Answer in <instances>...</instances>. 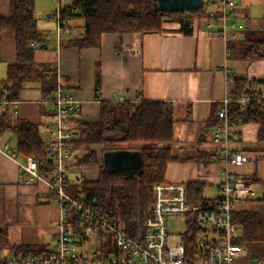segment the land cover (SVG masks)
<instances>
[{
    "label": "crops",
    "instance_id": "crops-1",
    "mask_svg": "<svg viewBox=\"0 0 264 264\" xmlns=\"http://www.w3.org/2000/svg\"><path fill=\"white\" fill-rule=\"evenodd\" d=\"M31 1L37 16L36 3ZM235 2L232 19L243 27L231 29L226 40L208 36L196 20L189 35L182 31L179 21H167L161 32L144 35L106 32L99 46H80L73 37L83 35L84 21L75 17L71 21L75 20V25H71L75 34L63 35L57 44L46 38L47 31L56 30L50 13L46 15L48 18L36 17L40 41L51 45L34 49L33 64L43 74L39 71L23 82L15 105L12 103L8 111L10 122L16 117L39 124L48 145L50 111L44 98L59 83L82 101L81 120L97 119L100 100H109L113 93H125L128 100L171 102L174 139L170 148L176 159L169 163L165 179L174 183H203L204 190L210 188V193L205 196L206 190L203 191L201 200L218 196V176L223 163L217 156L209 163L194 160L198 153H215L216 146L210 137L217 117L212 111L226 93L236 92V79H245L246 87L250 88L264 83V57H246L245 52L246 42L264 40V0ZM10 15V0H0V19ZM16 60L14 32L0 28V93L5 90L9 65ZM6 108V104L0 107V117ZM211 123L213 126L207 128ZM259 130L257 122L241 127L239 146L248 155V161L233 166V171L239 177L260 183V188L250 195L252 198L236 204L241 211L254 206L264 208V201H257L264 195V141L258 138ZM2 133L4 139L16 146V135L10 129L5 128ZM83 153H86L83 148L71 150L66 162L69 183L74 189L80 180L79 173H85V168H95L77 164V157ZM18 159L25 161L21 156ZM86 173L90 180H97L96 174ZM26 178L16 159L0 153V228L8 226L9 240L14 245L50 250L59 232L60 208L46 184L27 183ZM14 234L18 239L13 238ZM47 234L49 241L44 239Z\"/></svg>",
    "mask_w": 264,
    "mask_h": 264
},
{
    "label": "built area",
    "instance_id": "built-area-1",
    "mask_svg": "<svg viewBox=\"0 0 264 264\" xmlns=\"http://www.w3.org/2000/svg\"><path fill=\"white\" fill-rule=\"evenodd\" d=\"M52 1L57 3L53 15L57 24L55 31H47L46 38L59 44L63 35L74 32L71 17L64 14L75 9L69 7V0ZM236 7L235 0H203V6L196 11H201L202 16L195 20L202 24L208 36L226 40L231 29L243 27L232 19ZM50 45L37 39L29 41L33 49ZM109 100L121 102L128 97L125 93H113ZM44 103L50 111L47 147L54 170L42 172L34 156L21 162L17 146L4 139L3 133H0V153L17 160L27 174V183L42 182L48 186L60 208L59 232L53 238V247L45 253L17 255L12 250L0 249V264H264V252L259 254L261 258L254 259L258 254L240 242L242 228L233 220L234 213L241 211L236 204L249 200L260 188L259 182L234 173L233 166L248 161V155L239 146L245 123L243 114L264 109V83L239 93H226L217 104V121L210 140L216 146L217 159L223 163L218 176L220 194L194 201L187 183L155 184L152 214L144 220L136 236L129 234L119 215L89 203L81 191L77 194L68 191L66 162L75 140V121L82 112L80 98L59 83L44 98ZM5 104H9L8 100L0 97V107ZM14 112L17 114L18 110ZM70 211L80 219L79 233L69 222ZM171 224L180 226L171 228ZM95 240L98 247L93 246Z\"/></svg>",
    "mask_w": 264,
    "mask_h": 264
},
{
    "label": "trees",
    "instance_id": "trees-1",
    "mask_svg": "<svg viewBox=\"0 0 264 264\" xmlns=\"http://www.w3.org/2000/svg\"><path fill=\"white\" fill-rule=\"evenodd\" d=\"M68 5L75 9V12H66L64 16L71 19L80 17L84 21L83 35L73 37L80 46H99L101 36L106 32H131L142 35L161 32L167 21H179L182 31L189 35L192 33L194 20L202 16L201 11L159 10L157 0H71ZM10 7L11 15L7 19H0V28H8L14 32L17 60L9 65L4 80L5 90L0 93V97L6 98L9 102L0 117V133L5 128L10 129L16 135V146L21 157L34 156L40 170L50 173L54 170V165L49 160L48 147L39 124L16 117L11 123L8 118L11 103L18 99L23 82L41 70L33 64L34 49L29 46V41L42 38L38 32L31 0H10ZM74 34L71 33V37ZM245 45L246 57H264V40L249 41ZM246 86L245 79H236L235 93L246 89ZM54 89L52 88L48 94ZM212 113L216 115V110ZM243 118L245 123L260 124L258 138L264 141V109L255 114H243ZM75 124L72 150L101 145L104 152L113 149L110 147L113 144H127L128 149L142 151L143 172L134 177L106 171L101 156H97L95 150L87 151L78 163L98 164L100 172L97 180L86 182L80 178L75 189L70 183L68 185L70 193L77 194L81 191L89 203H95L106 212L119 215L129 234L136 236L144 220L152 214L155 200L154 185L166 181L167 167L176 159L170 148L174 139L172 103L163 100L121 102L100 100L97 119H77ZM212 124L206 125L207 128ZM216 156V153L202 152L198 153L194 160L209 163ZM188 188L192 200H201L203 183L190 182ZM257 201H264V195ZM233 220L242 228L240 242L248 244L264 239V208L254 206L248 210L238 211L234 213ZM69 222L74 224L75 232L79 233L80 219L71 211ZM0 249L12 250L17 255L49 251L12 244L9 240L8 226L0 228ZM253 252L261 253V249L260 251L253 249Z\"/></svg>",
    "mask_w": 264,
    "mask_h": 264
},
{
    "label": "water",
    "instance_id": "water-1",
    "mask_svg": "<svg viewBox=\"0 0 264 264\" xmlns=\"http://www.w3.org/2000/svg\"><path fill=\"white\" fill-rule=\"evenodd\" d=\"M202 6L203 0H157L158 9L163 11L195 12ZM102 163L108 172L126 177L139 176L143 172V153L140 149H108L102 153Z\"/></svg>",
    "mask_w": 264,
    "mask_h": 264
},
{
    "label": "rangeland",
    "instance_id": "rangeland-1",
    "mask_svg": "<svg viewBox=\"0 0 264 264\" xmlns=\"http://www.w3.org/2000/svg\"><path fill=\"white\" fill-rule=\"evenodd\" d=\"M35 1V3H36V8H37V18H39V17H42V18H48L46 15H48L49 13H50V15H49V17H50V19L51 20H53L54 22H56V20L53 18V15L55 14V12H56V8H57V3L56 2H53L52 0H34ZM71 0H69V2H70ZM36 14V13H35ZM75 20H73V23H71V25L73 26V24L75 25V22H74ZM80 22V21H79ZM56 24H57V22H56ZM110 147H112L113 149H116V148H127L128 147V145L127 144H113V145H111ZM80 148H83V150H86V152L87 151H92V150H95V152H96V155L97 156H100L101 154H102V152H103V147L101 146V145H92V146H89V147H79V149ZM77 153V152H76ZM86 153H83L80 157H77V164L78 165H83V166H87V167H91V166H95V168H85V173H79V178H82V180H84V181H86V182H92V180H90L91 179V177H89L88 175H87V173L86 172H88L89 173V175L91 176L92 174L94 175V174H96L97 176H99V172H100V168H99V166H98V164H96V163H94V164H79L78 163V160L80 159V158H82L84 155H85ZM92 175V176H93ZM76 176V175H75ZM165 182V181H164ZM205 190H206V192H205ZM204 190V192H205V196L207 195H209V191L208 190H210V188L207 190V189H205ZM202 196H203V193H202ZM250 198H252V196H250ZM249 203L250 204H252L250 201H249ZM174 221L173 220H171V223H173ZM180 226V224H177V225H172L171 224V228H176V227H179ZM13 238L14 239H18L17 238V236H16V234H14L13 235ZM45 240H47V241H49L50 240V235L49 234H47L46 236H45V238H44ZM109 242H110V244H111V239H109ZM243 243V242H242ZM245 246H251V247H249V249L251 250V251H253V249L255 250V251H260V249H261V253H262V251L264 252V239H261V240H259V241H255V242H252V243H248V244H246V243H243ZM93 246H95V247H98V242H96V240H95V242L93 243ZM254 246V247H253ZM253 253V252H252ZM258 253V252H257ZM256 253V254H257ZM260 252L258 253V255L257 256H254L253 258L254 259H259V258H261L262 257V255H259V254H261Z\"/></svg>",
    "mask_w": 264,
    "mask_h": 264
}]
</instances>
